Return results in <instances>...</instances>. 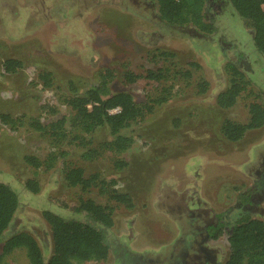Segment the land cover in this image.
<instances>
[{"label":"rangeland","instance_id":"obj_1","mask_svg":"<svg viewBox=\"0 0 264 264\" xmlns=\"http://www.w3.org/2000/svg\"><path fill=\"white\" fill-rule=\"evenodd\" d=\"M205 21L214 24L215 33L168 30L158 22L153 0H0V116L22 119L16 129L0 122V183L19 199L0 238V253L4 241L22 232L36 240L48 260L51 233L42 213L70 219L75 217L70 209L86 200L111 208L113 226L107 259L85 264H217L218 255L224 264L228 233L207 244L200 239V225L206 228L212 215L227 213L242 197L249 200L242 204L243 214L264 223V127L239 143L220 134L224 120L247 122L249 104L264 108V59L252 46L251 30L227 4L220 10L207 6ZM8 59L20 61L21 68L6 74ZM227 64L243 73L249 87L224 110L216 96L229 84ZM165 69L178 76L161 83L141 78ZM126 74L140 78L126 84ZM43 75L49 76L47 86ZM105 75L110 93L127 92L137 104L161 97L165 89L168 100L125 131L133 144L123 155L99 149L111 139L107 129L91 136L100 152L96 160H82L83 149H68L65 162L81 168L84 179L95 177L86 190L67 187L62 161L48 171L27 166L24 156L43 160L49 151L29 121L44 125L69 116L64 99L94 87ZM203 83L206 92L200 94ZM119 161L126 166L116 169ZM31 179L38 182V194L24 188ZM112 190L128 195L133 208L110 199ZM242 217L231 212L227 225ZM0 264H28L25 250L2 256Z\"/></svg>","mask_w":264,"mask_h":264},{"label":"trees","instance_id":"obj_2","mask_svg":"<svg viewBox=\"0 0 264 264\" xmlns=\"http://www.w3.org/2000/svg\"><path fill=\"white\" fill-rule=\"evenodd\" d=\"M153 0L156 6L157 19L168 30L182 31L189 27V32L201 36H208L216 32V27L205 21V9L216 4V0ZM218 1V0H217ZM244 22L252 32V46L264 59V0H219ZM162 57L167 56L163 53ZM22 66L20 61L8 59L3 63L6 74H13ZM190 66H193L190 64ZM197 67V66H196ZM167 69L147 71L141 77L147 82H163L175 79L178 75H168ZM229 77V84L216 96L218 108L227 110L232 108L248 89L249 82L237 67L232 64L225 66ZM184 75H189L185 72ZM42 80L49 85L48 75ZM140 77L131 74L124 76L126 84H133ZM107 76H102L97 85L83 92L73 94L64 99L63 103L69 109V116H61L46 124L37 120H30V129L38 133L48 142L49 151L43 160L33 156H24L23 160L33 170H52L57 162L62 161L63 179L69 188L80 187L86 190L95 177L84 179L83 170L65 162L69 155V148H80L84 152L80 158L84 161H94L100 152L92 147L91 136L99 129H107L110 140L99 149H103L115 156L126 153L133 139L127 136L126 130L150 115L155 106L167 102L169 90L164 95L150 99L143 105L134 102L127 92L112 94L108 90ZM199 86L200 94L206 92V84ZM74 91V90H72ZM118 113L109 114L113 109ZM21 118L12 119L7 115L0 116V122L16 129L22 125ZM264 127V108L257 103L248 105V120L245 124L224 120L220 126V134L229 142L240 141L245 133ZM116 169H122L126 162H115ZM112 183V182H111ZM110 183V184H111ZM24 188L31 194H38L40 189L36 180H27ZM109 198L128 210L133 208L130 197L126 194L110 191ZM19 207V199L15 190L4 183H0V238L9 228ZM70 219L44 211L42 217L48 224L51 233L52 252L48 260L44 261L42 251L36 240L26 233H16L2 244L0 259L16 249L25 250L28 264H85L107 259L109 245L106 243L113 226L112 210L107 206L94 203L91 200L80 201L77 207L70 209ZM219 233H217L218 235ZM219 236V235H218ZM229 253L224 264H264V223L258 219H251L244 215L228 232Z\"/></svg>","mask_w":264,"mask_h":264},{"label":"flooded vegetation","instance_id":"obj_3","mask_svg":"<svg viewBox=\"0 0 264 264\" xmlns=\"http://www.w3.org/2000/svg\"><path fill=\"white\" fill-rule=\"evenodd\" d=\"M141 4L143 5V6L141 5L142 7H146V4L144 2L141 3ZM150 4H151V7L153 8V6H152L153 4L152 3H150ZM214 6H216L220 10L221 7H222V4L220 3L219 0L218 1L216 0V4L212 5L211 8H213ZM242 198L238 199L236 201V203L234 204V206L229 211H227V213H222L219 216L218 215L217 216H213L212 215V221H211L210 225L208 224V226H206V228H205V225H203L202 228H201V225H200L199 232L202 229V234L200 235V239L205 240L206 241L205 243L209 244V242H211V241H217L220 238L221 232L226 231L228 233L230 227L227 224L230 222V218H229L230 213L231 212H235V210H237V211H239L241 213L242 216H244V214L242 212V211H244V206L242 204H246L247 205L249 200L242 201ZM257 213H259V212H257ZM260 214H261V216L264 215V209L260 212ZM246 215H250V214H246ZM217 233H219L218 234L219 236L217 235ZM189 240L191 242L194 241V239H192L191 237H189ZM173 243H174V241H173ZM211 248H213V247H211ZM216 251L219 254H221L220 250H216ZM210 258L212 259V258H214V256L210 255ZM212 261H215V259H212ZM215 262H218L217 264H219V255H218L217 261H215ZM212 264H216V263L213 262Z\"/></svg>","mask_w":264,"mask_h":264},{"label":"crops","instance_id":"obj_4","mask_svg":"<svg viewBox=\"0 0 264 264\" xmlns=\"http://www.w3.org/2000/svg\"><path fill=\"white\" fill-rule=\"evenodd\" d=\"M262 128H263V127H262ZM262 128H260V129H262ZM260 129L247 131V132L245 133L244 137H245L246 135H248L249 133H251V132H256V131H258V130H260ZM244 137H243V138H244ZM243 138H242L240 141H242ZM240 141L235 142V143H239ZM206 182H207V181H206ZM206 182H205L204 186L206 185ZM204 186H203V189H204ZM253 187H254V186H253ZM204 194L207 195V194L205 193V191H204ZM204 204H205V203H204Z\"/></svg>","mask_w":264,"mask_h":264},{"label":"built area","instance_id":"obj_5","mask_svg":"<svg viewBox=\"0 0 264 264\" xmlns=\"http://www.w3.org/2000/svg\"><path fill=\"white\" fill-rule=\"evenodd\" d=\"M119 112V109L116 108V109H113L109 112V114H115V113H118Z\"/></svg>","mask_w":264,"mask_h":264}]
</instances>
